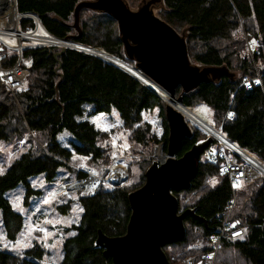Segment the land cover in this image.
I'll list each match as a JSON object with an SVG mask.
<instances>
[{"label":"trees","instance_id":"1","mask_svg":"<svg viewBox=\"0 0 264 264\" xmlns=\"http://www.w3.org/2000/svg\"><path fill=\"white\" fill-rule=\"evenodd\" d=\"M16 1L20 13L36 15L54 36L102 48L130 62L121 41L118 22L110 14L81 9L79 34L74 27L75 10L83 0ZM126 1L133 7L142 4L143 0ZM153 7L160 10L159 17L185 36L191 61L203 66L225 65L236 75L233 80L225 76L219 81L204 82L188 92L178 86L176 97L182 96L184 105L189 108L205 104L213 109L215 119L220 123L217 127L222 125L231 141L264 164V0H161ZM20 26L32 30L36 24L33 19L22 17ZM247 40L250 45L257 41V52L253 57ZM61 49L52 46L24 49L23 55L29 60L24 65L29 68V74L25 87L16 95L0 80V140L20 138L28 131L39 139L0 173V209L9 239H16L21 231L23 216L5 197L8 190L24 184L29 195L40 194L41 191L32 187L30 177L44 174L47 181H55L59 169L68 166L74 152L89 156L91 162H109L105 159L111 155L109 148L100 144L103 133L91 121L82 120L85 104L93 105L94 113L117 110L126 127L139 125L134 133L139 142L145 145L157 143V139L149 135L150 126L142 123L145 109L161 107L164 115L163 100L157 93L137 77L99 56L73 48L60 53ZM16 57L14 53L9 54L5 65H14ZM258 71L262 83L247 89L242 78H253ZM231 113L235 114L233 118L229 116ZM166 121L165 150L169 136ZM65 131L75 139L71 142L74 152L58 140V135ZM208 137L196 128L192 136L184 140L178 157ZM212 143L206 147L208 153L201 157L190 187L173 191L177 199L182 193L192 194L193 201L190 199L191 202L183 208V212H187L184 223L189 225L183 240L166 244L163 250L168 246L175 248L186 244L196 227L202 231L201 238L209 240L218 224L216 215L236 194L238 203L231 220L236 226L243 227L247 235L225 240L223 244L236 247L245 264H264V176L258 175L249 183L239 182L233 191L222 171L223 159L219 155H209ZM218 147L217 152L220 151ZM146 162L144 168L147 169L152 162ZM218 176H221L220 181L209 186V179ZM146 178L144 174L138 186H103L91 195L80 197L83 207L81 222L73 225L75 234L64 242L61 264L113 263L112 256L106 254V247L99 243L101 234L120 237L127 233L133 213L129 195L141 187ZM41 252L33 248L22 257L0 249V264H42L33 259L34 256L40 257Z\"/></svg>","mask_w":264,"mask_h":264},{"label":"rangeland","instance_id":"2","mask_svg":"<svg viewBox=\"0 0 264 264\" xmlns=\"http://www.w3.org/2000/svg\"><path fill=\"white\" fill-rule=\"evenodd\" d=\"M145 1L147 0H143L141 3L143 4ZM142 4L138 6L134 5L131 7V10H139ZM153 11L155 15L160 16L159 9L157 10V8L153 7ZM8 13L9 11L6 9V14L8 15ZM18 13L19 16H17V22L15 25L19 28L22 34L17 35L16 37L6 36L4 39L8 43L16 44L22 42L25 49L35 46H52L56 48H62L65 46L66 48H73L85 53L94 54L107 62L119 66L123 70L140 79L144 84L152 86L144 76L135 71V69H137L136 62L138 59H135L134 61L129 60L130 62H128L127 58L122 59L117 55L106 52L102 48H94L72 39L68 41L56 37L43 26L36 15L32 13H20L19 11ZM22 17L33 19L36 27L32 30H24L21 28L20 19ZM3 21H5V18ZM13 31L15 30L13 29ZM179 32L181 33V31ZM63 40L65 41L63 42ZM247 44L249 52L253 57L255 52H257V41L252 42V45H250V42L247 40ZM11 51L12 50H9L8 52ZM24 59L26 63H29V60H27L26 57ZM191 62L199 68L204 67L193 61ZM24 87L25 85L23 88ZM160 93L158 95L163 100L164 115L161 112V107L145 109L142 111V123L150 126L149 135L154 136L157 139V143H151L150 145H145L138 141L134 136V133H137L136 130L139 125L132 128L126 127L117 110L113 109L111 113H94V106L91 104H85V113L82 120L91 121L96 129L103 133L100 144L109 148L111 155L108 154L107 158H105L109 160V162L106 160L91 162L92 160L89 156L80 155L74 152L71 142L75 139L71 133L65 131L59 134L58 140L60 143L63 146L72 149L74 152L71 161L68 163V166H63L59 169L58 176L53 182L47 181L44 174L30 177L29 180L32 187L35 190L41 191L40 194L34 193L29 195L28 189L24 184H19L15 188L6 192L5 197L12 204L13 208L22 214L23 225L16 239H9L3 222L2 210L0 209V249L25 257L27 256V251L36 248L42 252L40 257L34 256V260L42 264H61L64 256V242L67 237L75 234V230L72 228L73 225H78L81 222L83 214V207L79 202L81 196L91 195L103 186L105 188L126 185L138 186L142 183V176L144 174L147 175V170L153 164V159L158 162L160 161V158L157 156L158 148H160L166 159L168 158L163 136L166 127L165 107L169 101L164 97V92ZM173 103L170 104L180 111H183L185 119L189 123L192 131H195L196 128H198L200 131L211 136L208 130L201 126L202 123L204 124V122H206L213 126L214 129H220L222 126L217 127L220 123L216 121L213 109L205 104L189 108L174 100ZM193 115L202 119V123L197 117L196 121H194ZM215 131L217 133V130ZM31 138L33 142L31 141ZM37 142H39V139L31 131L22 134L20 138L14 137L9 141L0 140V173L5 172L15 160L19 159L23 153L27 152ZM218 142L216 141L215 143H212V151L209 155H218V145L220 146L221 144ZM207 153L208 150L202 154V158L206 156ZM254 159L259 162L256 157ZM146 161L152 162L147 169L144 168L147 163ZM262 165L263 164L261 163V171ZM114 166H122L125 177L111 179L110 176L113 173ZM81 173H86L87 175L83 177ZM91 174L101 178V182L95 190L74 189L71 187L70 189H65V186H70L73 183L85 180L89 178ZM259 175L264 176V173ZM220 179L221 176L212 177L209 179V186L212 187L216 185ZM145 181H147V178ZM144 183L141 187L145 185ZM141 187L134 191H137ZM187 194L188 193H182L179 196V199H177L181 206L179 209L178 205L179 215L180 213H183L179 211L185 208L186 203L193 201L192 194ZM67 205L69 206L67 207ZM233 213L234 211L232 210L230 216H233ZM187 225L189 224H185V227ZM201 233L202 231L196 227L193 229V235L188 239L186 244H181L175 248L172 246L165 248L164 252L169 260L171 259L170 262L172 261V264H188V259L195 257L197 264H211L212 261H214L213 264H245L244 259L238 250H236V247H226L227 244H222L216 253L217 256L215 255V260L214 258H209L210 261L208 262L203 255L209 250L212 241L211 239L206 240L201 238Z\"/></svg>","mask_w":264,"mask_h":264},{"label":"water","instance_id":"3","mask_svg":"<svg viewBox=\"0 0 264 264\" xmlns=\"http://www.w3.org/2000/svg\"><path fill=\"white\" fill-rule=\"evenodd\" d=\"M160 1L147 0L139 10L132 11L126 0H83L76 7L74 27L81 34L80 11L83 8L110 14L118 22L126 56L138 59L137 70L161 85L172 100L182 105L183 97H176L178 86L188 92L204 82L219 81L225 76L235 79V73L225 65L199 68L192 64L185 36L154 14L153 6ZM65 49L62 47L60 53ZM149 88L157 93L151 86ZM165 114L169 128L168 158L160 163L153 159L145 185L130 193L133 213L127 233L120 237L101 234L99 243L106 247V254L112 256V264H172L163 247L183 240L186 235L184 218L187 212L178 214L179 203L172 192L190 187L200 157L213 138L209 137L178 157L184 140L191 137L193 131L184 113L172 104L166 105Z\"/></svg>","mask_w":264,"mask_h":264},{"label":"built area","instance_id":"4","mask_svg":"<svg viewBox=\"0 0 264 264\" xmlns=\"http://www.w3.org/2000/svg\"><path fill=\"white\" fill-rule=\"evenodd\" d=\"M6 9L9 11L8 15L6 14ZM17 16H19V13L17 11L16 0H0V80L7 86L13 95H16L20 90H22L27 75L29 74V68L24 65L25 59L23 51L25 48L22 45V42L11 44L4 39L6 36L16 37L17 35L22 34L19 28L15 25L17 22ZM4 18L5 21H3ZM13 29L15 31H13ZM64 41L65 40H63V42ZM9 50H12L11 52L16 54L17 57L16 63L7 67L5 62L7 61L8 55L11 54V52H8ZM258 83H262V78L259 71L253 78H250L249 76H244L242 78V84L245 85L247 89H250L253 84ZM231 117L233 118L234 114H232ZM203 125L208 126L209 124L204 122ZM215 130H217V135L211 136L221 143H219L220 151L218 152V155L224 160L223 172L229 177L232 183L251 182L259 174L264 173L263 169L261 171V165H259L261 162L255 160V157L244 148L233 143L223 132L222 126L220 129L215 128ZM228 142L231 145L228 144ZM212 158L213 157H211V159ZM263 167L264 166L262 165V168ZM100 182L101 178L89 190H95ZM71 185L65 186V189H70ZM71 188L75 189V187ZM235 203L236 198L233 196L231 199H229L225 205V208L217 214L219 224L214 229V232L210 237L212 241V248L203 255V257L208 262L210 261L209 258L213 259L215 257L224 239H235L245 236L247 233L243 228L235 227L229 220ZM188 264H197L195 257L189 258ZM211 264H213V261Z\"/></svg>","mask_w":264,"mask_h":264},{"label":"bare ground","instance_id":"5","mask_svg":"<svg viewBox=\"0 0 264 264\" xmlns=\"http://www.w3.org/2000/svg\"><path fill=\"white\" fill-rule=\"evenodd\" d=\"M140 58V57H139ZM135 71L138 73V74H140V75H142V76H144L145 77V79L150 83V85H152L151 87L157 92V93H160V92H164L165 93V95H164V97L169 101V103H173V100H172V98H171V95H170V93L169 92H167L161 85H159V84H157L154 80H152L150 77L148 78V77H146L145 75H143L142 74V72L141 71H139V70H137V69H135ZM157 88H158V90H157ZM161 94V93H160ZM162 95H163V93H162ZM174 104V103H173ZM232 114H234V113H231V114H229V116L231 117V115ZM235 115V114H234ZM196 117L197 116H194L193 115V120L194 121H196ZM198 118V120L200 121L201 120V123H202V119H200L199 117H197ZM232 118V117H231ZM200 124V123H199ZM201 126H203L205 129H207L208 130V132L212 135V136H215V135H217V133H216V131H215V129H214V127L213 126H211V125H208V126H204L203 124H201ZM212 136H210L209 135V137H212ZM208 137V138H209ZM213 138V137H212ZM214 141H217V140H215L214 138H213V141L212 142H214ZM218 142V141H217ZM233 142V141H232ZM219 143V142H218ZM234 143V142H233ZM228 144H230L229 142H228ZM236 144V143H235ZM231 145V144H230ZM237 145V144H236ZM204 153V152H203ZM202 153V154H203ZM250 153V152H249ZM250 154H252V153H250ZM253 156H255L254 154H252ZM157 156L160 158V160H163V161H165V159H166V157L162 154V152H161V150H160V148H158V151H157ZM201 157H202V155H201ZM201 157H200V162H201ZM256 157V156H255ZM257 158V157H256ZM258 159V158H257ZM259 160V159H258ZM259 162H261L260 160H259ZM262 164H263V162H261ZM261 163H259V165H261ZM264 165V164H263ZM223 166H224V160H223ZM263 169V172H264V167L262 168ZM222 171H223V167H222ZM123 167L121 166H114L113 167V173H112V175L110 176V178L111 179H120V178H123V177H125V174H123ZM122 173V174H121ZM224 173V172H223ZM225 174V173H224ZM226 175V174H225ZM120 176V177H119ZM227 176V175H226ZM228 177V176H227ZM228 179H229V177H228ZM100 180V177H98V176H96V175H94V174H92L89 178H87V179H85V180H82V181H79V182H77V183H75V184H72L71 185V187H75V188H77V189H91L92 187H93V185H95L98 181ZM229 181H230V179H229ZM230 183H231V186H232V190L233 191H235L236 190V185L239 183V182H234V183H232L231 181H230ZM246 183H249V182H246ZM233 196H235V198H236V203H235V206H234V208H233V211H234V209H235V207H236V204H237V196H236V194H233ZM232 196V197H233ZM231 197V198H232ZM177 198V197H176ZM229 201V200H228ZM227 204V203H226ZM225 208V207H224ZM184 210H180L179 212H183ZM180 214H182V213H180ZM216 217H217V215H216ZM229 220H230V222L235 226V227H239V226H236V224L231 220V216H230V218H229ZM218 224H219V220H218ZM218 224H217V226H218ZM216 226V227H217ZM239 228H243V227H239ZM244 229V228H243ZM245 230V229H244ZM246 231V230H245ZM214 232V231H213ZM212 235V234H211ZM211 235L209 236V239H211L210 237H211ZM246 235H247V233H246ZM245 235V236H246ZM243 237V236H242ZM238 238H240V237H238ZM235 239H237V238H235ZM235 239H224V241L225 240H235ZM223 241V242H224ZM223 242H222V244H223ZM222 246V245H221ZM211 248H212V246H211V244H210V248H209V250H211ZM208 250V251H209ZM207 252V251H206ZM217 256V255H216ZM216 256L214 257V260H215V258H216ZM170 261V260H169ZM213 263H214V261H213Z\"/></svg>","mask_w":264,"mask_h":264}]
</instances>
